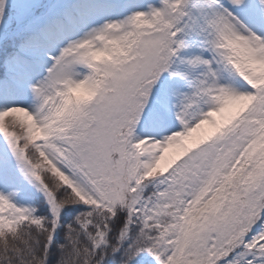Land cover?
I'll return each instance as SVG.
<instances>
[{
  "label": "rangeland",
  "instance_id": "obj_1",
  "mask_svg": "<svg viewBox=\"0 0 264 264\" xmlns=\"http://www.w3.org/2000/svg\"><path fill=\"white\" fill-rule=\"evenodd\" d=\"M111 1L0 0L1 250L93 215L103 264H264V0Z\"/></svg>",
  "mask_w": 264,
  "mask_h": 264
},
{
  "label": "trees",
  "instance_id": "obj_2",
  "mask_svg": "<svg viewBox=\"0 0 264 264\" xmlns=\"http://www.w3.org/2000/svg\"><path fill=\"white\" fill-rule=\"evenodd\" d=\"M65 193L68 194V191ZM65 193L62 198L68 196ZM58 195L60 199L61 192ZM73 212L74 209H71L69 214L72 215ZM123 214L121 211V215L117 217L118 223H112V228L109 229V236L112 235L107 246L109 252L118 248L120 237L115 233L121 226L120 218ZM61 216L57 229L54 228L52 221H48L45 224L46 229L42 230L31 226L34 222L24 221L17 229L2 230L4 236L15 241V245L11 251L7 249L2 251L0 247V264H103L101 256L106 250L105 246H100L96 238L100 229L96 217L92 215L90 220L80 223L77 218L68 217V214ZM103 221V225L107 226V220ZM50 232L53 233V237L48 240L47 234Z\"/></svg>",
  "mask_w": 264,
  "mask_h": 264
}]
</instances>
